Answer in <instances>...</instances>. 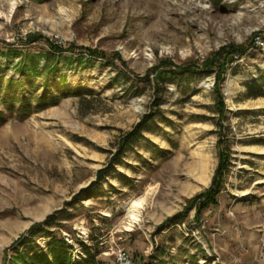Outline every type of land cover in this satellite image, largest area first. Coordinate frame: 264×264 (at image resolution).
I'll list each match as a JSON object with an SVG mask.
<instances>
[{"label": "rangeland", "instance_id": "1", "mask_svg": "<svg viewBox=\"0 0 264 264\" xmlns=\"http://www.w3.org/2000/svg\"><path fill=\"white\" fill-rule=\"evenodd\" d=\"M255 32L220 83L231 162L218 203L198 220L194 209L175 217L210 185L218 163L215 73L175 78L158 93L151 75L139 77L165 57L185 66L222 45H248ZM31 33L105 56L50 54L44 41L24 40ZM32 57L37 72L21 73ZM45 61L57 71L44 70ZM0 63V264L20 234L53 212L49 228L74 255L83 241L103 264H116L119 251L133 264H264V96L247 97L244 85L264 76V0H0ZM9 80L27 100L4 101ZM18 81L26 87L15 92ZM45 81L61 98L43 106ZM151 110L156 116L98 193L79 196ZM196 152L207 181L181 193L174 164ZM130 212L137 220L128 228ZM47 241L37 236L32 245Z\"/></svg>", "mask_w": 264, "mask_h": 264}, {"label": "trees", "instance_id": "2", "mask_svg": "<svg viewBox=\"0 0 264 264\" xmlns=\"http://www.w3.org/2000/svg\"><path fill=\"white\" fill-rule=\"evenodd\" d=\"M259 36V32L253 33L250 43L237 44L228 43L222 45L217 49L210 57L205 58L201 63L193 62L188 65H176L171 59L165 57L160 59L155 65L150 67L146 73L139 77V80L150 82V75L154 83V91L158 93L163 84L173 80L175 78H188L191 77V73L195 72H213L215 73L214 94L215 101L214 106L217 112V126L219 129V138L217 141L218 148V163L214 170L210 185L199 192L192 198L188 199L184 209L177 213L175 217H184L186 214L194 209V218L200 219L202 212L206 210L210 205H216L218 203V194L220 193L224 185V177L229 170L231 157L229 147L226 144V139L222 133L225 124L226 104L223 93L221 91L220 83L222 82L225 71L237 59L241 58L249 46L255 44L256 37ZM27 42H37L39 40L44 41L49 49L50 54H62L65 52L73 54H85L90 57H103L104 52L94 48H90L83 45H77L73 42L61 43L51 40L38 33L28 34L25 39ZM10 55H16L15 50L10 51ZM116 57L120 60L122 65H126L121 56L116 53ZM49 58V57H48ZM44 70L49 69L51 72H56L58 67L55 64H51L49 61H45L42 65ZM2 64L0 63V74L2 73ZM21 73L34 74L37 72V65L32 57L29 64H24L19 67ZM29 77V76H28ZM61 85L64 83L62 80ZM12 80H9L4 89L3 99L5 102H14L21 99H28L26 92L22 93L19 97L16 93H11ZM246 87V96L250 98H256L264 96V76L261 75L257 79L247 81L244 83ZM26 85L18 81L16 84L15 92L18 89L25 88ZM12 94V95H10ZM61 98V94L51 90V85L45 81L43 85V91L38 96L37 101L43 106L47 104L56 103ZM159 102H155L154 105L159 106ZM158 111L151 110L141 118L140 122L128 133L123 135L118 143L117 150L112 154L108 165L97 171V180L92 182L88 187L81 189L79 196L88 198L98 193V188L103 177L108 175L115 169V166L119 163L123 154L133 147L134 144L142 137V131L145 130L148 123L156 116ZM56 212H53L46 216L43 221L34 223L31 228L13 241L12 243V255L7 260L5 259L1 264H103L96 259L95 255L91 253L90 248L83 242L79 241L83 249V254L78 253V257L74 255L73 245L68 243L64 237L56 234L55 230H52L50 225L56 222ZM172 218H168L164 223L170 221ZM37 236L47 238L48 241L43 248L32 242H35Z\"/></svg>", "mask_w": 264, "mask_h": 264}, {"label": "bare ground", "instance_id": "3", "mask_svg": "<svg viewBox=\"0 0 264 264\" xmlns=\"http://www.w3.org/2000/svg\"><path fill=\"white\" fill-rule=\"evenodd\" d=\"M190 160L183 159L182 156H178L176 163L174 164L173 179L179 186L181 193H187L195 191L201 184L205 183L208 178V167L205 162V158L199 153L189 155ZM184 172L185 176H181V172ZM140 205L139 201L134 202V206ZM137 214L130 212L129 220L126 222V226L131 228L132 224L136 222Z\"/></svg>", "mask_w": 264, "mask_h": 264}, {"label": "built area", "instance_id": "4", "mask_svg": "<svg viewBox=\"0 0 264 264\" xmlns=\"http://www.w3.org/2000/svg\"><path fill=\"white\" fill-rule=\"evenodd\" d=\"M116 264H133L130 256L125 251L116 253Z\"/></svg>", "mask_w": 264, "mask_h": 264}]
</instances>
